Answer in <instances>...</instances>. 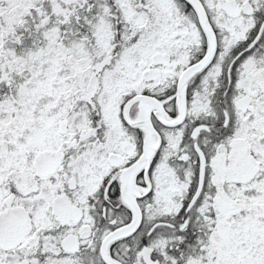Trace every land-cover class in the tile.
Listing matches in <instances>:
<instances>
[{
	"label": "snow or ice",
	"instance_id": "6c2138e0",
	"mask_svg": "<svg viewBox=\"0 0 264 264\" xmlns=\"http://www.w3.org/2000/svg\"><path fill=\"white\" fill-rule=\"evenodd\" d=\"M0 264H264V0H0Z\"/></svg>",
	"mask_w": 264,
	"mask_h": 264
}]
</instances>
